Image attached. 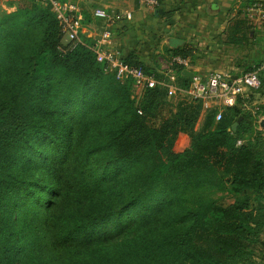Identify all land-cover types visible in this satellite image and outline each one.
<instances>
[{"label":"trees","instance_id":"obj_1","mask_svg":"<svg viewBox=\"0 0 264 264\" xmlns=\"http://www.w3.org/2000/svg\"><path fill=\"white\" fill-rule=\"evenodd\" d=\"M12 6L0 10V264H257L264 104L252 100L264 97V77L220 122L198 101L171 108L164 88L137 101L132 83L97 63L91 39L59 50L50 5ZM174 70L188 89L184 68Z\"/></svg>","mask_w":264,"mask_h":264},{"label":"crops","instance_id":"obj_2","mask_svg":"<svg viewBox=\"0 0 264 264\" xmlns=\"http://www.w3.org/2000/svg\"><path fill=\"white\" fill-rule=\"evenodd\" d=\"M70 1L92 20L93 11L98 8L111 14L133 12L131 22H122L133 28L143 27L146 23L159 28L165 36L164 45L172 50L176 49L170 47L169 41L178 39L182 44L177 49L186 48L192 53L189 58L191 70L202 75L220 71L233 77L242 76L264 62V19L250 20L244 0H161L157 9L133 0ZM92 5L96 7L91 9ZM159 10L163 12L159 13ZM84 31L87 34L83 36L93 41V32L86 28ZM132 51L138 53L139 50ZM143 58L139 55L140 61ZM260 104H264V97L254 95L252 106ZM262 120L264 117L259 123ZM260 128L264 129L261 125ZM260 264H264V257Z\"/></svg>","mask_w":264,"mask_h":264},{"label":"built area","instance_id":"obj_3","mask_svg":"<svg viewBox=\"0 0 264 264\" xmlns=\"http://www.w3.org/2000/svg\"><path fill=\"white\" fill-rule=\"evenodd\" d=\"M37 3L50 5L62 26L63 40L59 50L66 52L78 45H85L84 14L72 1L66 0H34ZM251 2L247 8L248 18L252 21L264 19V0H244ZM139 3L150 9L159 7V0H139ZM93 19L104 23L100 33L93 32V44L89 49L95 54L98 64L104 66L106 73H111L120 83L130 82L140 95L148 89L157 87L167 91V99L181 96L187 100L198 101L202 104V115L215 111V121L220 122L226 109L237 105L240 98L248 99L252 91L261 87V76L264 74V62L254 67L242 76L233 77L230 74L215 71L207 75L193 72L190 61L181 57H171L170 67L160 72L161 78L155 74H148L137 66L129 65L125 61L124 52L113 45V28L121 21H131L133 12L126 11L123 15L111 14L103 8L93 11ZM66 38V41H65ZM193 72L188 89L179 85L174 67Z\"/></svg>","mask_w":264,"mask_h":264},{"label":"rangeland","instance_id":"obj_4","mask_svg":"<svg viewBox=\"0 0 264 264\" xmlns=\"http://www.w3.org/2000/svg\"><path fill=\"white\" fill-rule=\"evenodd\" d=\"M18 0H0V10L8 13L16 11V7L12 6L13 2ZM75 2H80L82 0H73ZM83 2V1H82ZM133 2L139 3V0H133ZM92 7V8H91ZM90 8L94 9L96 5H92ZM89 8V7H88ZM88 14L90 11H87ZM131 22V21H130ZM129 23V22H127ZM130 24V23H129ZM84 27L90 32L100 33L104 27L103 22L94 21L88 16L86 24ZM165 36L161 35V30L155 28L154 26H149L147 23L143 27H132L126 24V22H118L113 28V45L124 53L133 52L132 50L138 51L136 53L139 57H144L142 62L150 67H153L158 72H164L170 67V57L171 54L167 52V47L164 45ZM66 41V38H65ZM139 44V48L137 47ZM135 52V51H134ZM133 95L136 100L140 98V93L133 88ZM181 96L171 99L170 107H174L178 100H181ZM169 107V109H171ZM249 109V108H248ZM214 198L219 199L220 202L226 206L233 202V196L226 193H213ZM264 241V234H263ZM264 253V244L261 249L257 250V264L261 263V258Z\"/></svg>","mask_w":264,"mask_h":264},{"label":"water","instance_id":"obj_5","mask_svg":"<svg viewBox=\"0 0 264 264\" xmlns=\"http://www.w3.org/2000/svg\"><path fill=\"white\" fill-rule=\"evenodd\" d=\"M162 12H163L162 10H159V13H162ZM181 44H182L181 41H179L178 39H175V38H172L169 41V45L173 49H177ZM183 75L191 79L193 76V72L190 70H184ZM242 120H243V118L240 117L239 120L232 126L233 133L237 132L238 126ZM260 125H261V127L264 128V120L261 121Z\"/></svg>","mask_w":264,"mask_h":264}]
</instances>
